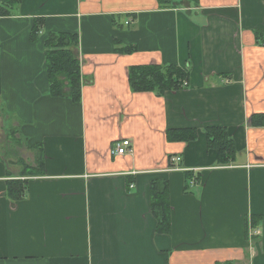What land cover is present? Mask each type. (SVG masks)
<instances>
[{
  "label": "crops",
  "instance_id": "1",
  "mask_svg": "<svg viewBox=\"0 0 264 264\" xmlns=\"http://www.w3.org/2000/svg\"><path fill=\"white\" fill-rule=\"evenodd\" d=\"M67 32L77 103L50 97L44 71L43 41ZM254 32L264 37V0H20L0 17V139L17 135L43 162L11 201L6 183L24 178L0 152V264H264V45ZM125 47L133 53L117 52ZM144 65L177 66L188 81L134 92L128 69ZM210 127L232 138V163L217 164ZM170 130L197 137L168 141ZM122 140L130 151L111 156ZM156 180L168 187L166 235L150 210Z\"/></svg>",
  "mask_w": 264,
  "mask_h": 264
},
{
  "label": "trees",
  "instance_id": "2",
  "mask_svg": "<svg viewBox=\"0 0 264 264\" xmlns=\"http://www.w3.org/2000/svg\"><path fill=\"white\" fill-rule=\"evenodd\" d=\"M20 0H0V17L6 16L9 10ZM40 22L34 23L29 31V39L34 42L38 39ZM255 38L260 45H264V37L259 32H254ZM262 36V37H261ZM75 34L54 33L48 34L43 41L45 73L49 85V94L53 98H66L77 103L80 99L81 76L79 61L74 50L77 46ZM134 48L118 49L120 53H133ZM188 72L172 66L144 65L133 66L128 69V83L134 92H152L163 95L168 91L179 90L188 81ZM255 119L264 121V114L258 115ZM204 135L207 146L216 155L217 164L225 166L235 160L236 149L232 138L224 127L204 128ZM196 130H170L166 132L168 141H194L197 137ZM37 167L32 168L20 163L22 170L20 178L10 180L6 183V196L11 201H19L24 196L26 178L31 176H41L43 173L42 156H39ZM197 180L194 178V181ZM190 174L185 175L186 189L190 186ZM167 183L156 180L150 184V210L156 220V233L167 234L170 232V209L168 202Z\"/></svg>",
  "mask_w": 264,
  "mask_h": 264
},
{
  "label": "rangeland",
  "instance_id": "3",
  "mask_svg": "<svg viewBox=\"0 0 264 264\" xmlns=\"http://www.w3.org/2000/svg\"><path fill=\"white\" fill-rule=\"evenodd\" d=\"M10 132L6 131V138L0 139V152L1 150L4 151V155L6 160L12 161L14 163H19L21 170L22 166L20 163L28 165L30 163H36L37 157H38V151L35 152L36 147L32 149L31 146H28L25 140L22 138L16 139V137H13L12 134H9ZM3 141V142H2ZM19 167V168H20ZM33 168V167H32ZM20 170V169H19Z\"/></svg>",
  "mask_w": 264,
  "mask_h": 264
},
{
  "label": "built area",
  "instance_id": "4",
  "mask_svg": "<svg viewBox=\"0 0 264 264\" xmlns=\"http://www.w3.org/2000/svg\"><path fill=\"white\" fill-rule=\"evenodd\" d=\"M129 144L130 142L128 140L115 142L113 145H111L112 147L110 149V155L114 157H118L127 154L131 148ZM179 161H180L179 157L171 158L172 163H178ZM169 170H176V168H170ZM193 183L194 182H190V185H193ZM130 187H132V185H130Z\"/></svg>",
  "mask_w": 264,
  "mask_h": 264
}]
</instances>
